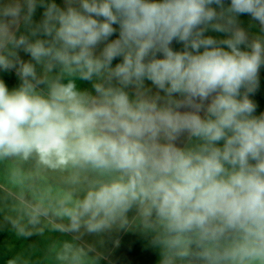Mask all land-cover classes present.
<instances>
[{"label":"clouds","instance_id":"obj_1","mask_svg":"<svg viewBox=\"0 0 264 264\" xmlns=\"http://www.w3.org/2000/svg\"><path fill=\"white\" fill-rule=\"evenodd\" d=\"M261 69L264 0H0L5 264H264Z\"/></svg>","mask_w":264,"mask_h":264},{"label":"crops","instance_id":"obj_2","mask_svg":"<svg viewBox=\"0 0 264 264\" xmlns=\"http://www.w3.org/2000/svg\"><path fill=\"white\" fill-rule=\"evenodd\" d=\"M57 2L60 3L61 0H57ZM40 12L41 10L38 9L36 14L37 19L39 18ZM180 46L181 45L176 44L174 48L179 49ZM24 58L27 59L28 57L24 56ZM0 79H3L10 89L18 86L19 84V79L16 77L14 71H0ZM79 86L86 87L88 85L87 82H79ZM252 98L258 105L257 114H259L262 111V108H264V106H262L264 105V70H262L260 73L259 89ZM105 240L106 243L102 249L105 259L101 261V264H146L147 257H149V255L148 253L143 255V252L146 251L144 246L150 245L149 238L139 231H120L111 234L109 237H106ZM116 240L119 241L118 246L115 244ZM32 242H36L40 247H43L44 244L47 243L45 239L37 236L31 237L30 240H22L14 236V239L10 241V244L14 246L15 251H19L15 246L19 247V249H22ZM151 253L153 256L155 255V253Z\"/></svg>","mask_w":264,"mask_h":264},{"label":"rangeland","instance_id":"obj_3","mask_svg":"<svg viewBox=\"0 0 264 264\" xmlns=\"http://www.w3.org/2000/svg\"><path fill=\"white\" fill-rule=\"evenodd\" d=\"M240 20L242 21L243 26L248 27V25L250 23V17H248L247 15H242L240 17ZM251 31H253V32L258 31V28L253 27L251 29ZM209 34L214 35V36H221L222 35L219 33H209ZM262 70H264V69H261V71ZM262 106H264V105H262ZM262 111H264V108H262ZM14 236H15L14 233H12L8 230L1 231V235H0V264H5V261L17 252L14 250V246L12 244H10V241H12L14 239ZM9 246H11V247H9ZM15 247L17 250H19V251L21 250V249H19V247H17V246H15ZM144 247L146 248L145 249L146 251L143 252V255L145 253H148V255H149V257H147L146 264H157L158 252L154 248H152L150 245L144 246ZM23 248H27V246L23 247ZM151 252L155 253V255L153 256ZM36 254L39 255L40 253L37 252Z\"/></svg>","mask_w":264,"mask_h":264},{"label":"trees","instance_id":"obj_4","mask_svg":"<svg viewBox=\"0 0 264 264\" xmlns=\"http://www.w3.org/2000/svg\"><path fill=\"white\" fill-rule=\"evenodd\" d=\"M175 46H176V43L174 42L173 47H175Z\"/></svg>","mask_w":264,"mask_h":264}]
</instances>
